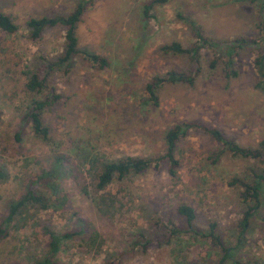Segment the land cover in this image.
Listing matches in <instances>:
<instances>
[{
  "label": "rangeland",
  "instance_id": "obj_1",
  "mask_svg": "<svg viewBox=\"0 0 264 264\" xmlns=\"http://www.w3.org/2000/svg\"><path fill=\"white\" fill-rule=\"evenodd\" d=\"M76 1L0 0V12L18 27L14 34L0 31V223L5 204L22 195L40 171H47L55 155L65 156L68 168L60 180V208L29 211L26 225L10 228L0 241V264L35 261L46 244L42 227L72 231L77 219L93 227L96 239L90 247L84 241H62L56 255L62 264H214L216 253L207 241L186 235L165 244L163 227L169 221L179 224L174 207L183 203L194 209L196 229L215 223L222 239L234 244L233 225L243 204L238 187L228 183L255 165L221 153L208 135L190 129L176 145L179 165L170 177L160 159L165 152L163 137L174 124L189 122L216 128L244 147L264 140V93L254 88L250 46L233 57L235 77L224 76L220 60L209 69L229 42L257 38L261 21L257 1L169 0L153 6L144 17L142 7L149 0H92L76 25L77 47L104 57L108 64L99 69L79 55L68 73L50 75L49 86L63 98L41 114L51 138L43 143L29 127H20V115L30 99L41 96L26 93L23 85L41 58L60 55L63 31L48 28L30 41L24 23L33 17L66 15ZM176 14L190 18L203 38L217 45L199 51L200 71L192 86L162 84L156 90L157 105L152 106L144 93L152 77L192 70L189 59L160 51L171 42L188 47L193 41ZM89 154L96 159L95 167L125 157L159 160L154 161L157 168L114 181L95 195L86 163ZM101 196L107 209L94 206L95 197ZM250 228L239 250L242 260L264 264V224L253 219Z\"/></svg>",
  "mask_w": 264,
  "mask_h": 264
},
{
  "label": "trees",
  "instance_id": "obj_2",
  "mask_svg": "<svg viewBox=\"0 0 264 264\" xmlns=\"http://www.w3.org/2000/svg\"><path fill=\"white\" fill-rule=\"evenodd\" d=\"M169 0H149L143 4V15L148 16V11L153 6L166 4ZM241 1V0H240ZM249 3H256L259 9V19L256 25L257 38L244 39L237 38L225 46L223 55L211 60L209 69H214L216 62L220 60L222 72L225 77H235L236 73L232 70L233 57L237 51L250 46L254 52L253 67L256 74V83L254 88L264 93V0H247ZM92 0H77L73 9L66 15L40 16L29 18L24 26L27 30V38L35 41L40 38L44 30L52 27H60L63 31V44L60 55L45 59L41 58V65L34 71L28 73L23 85L24 91L31 96L38 98L30 99L29 105L20 115V127H29L33 137L38 138L43 143H49V129L41 119L43 110L62 100L63 97L54 93V89L49 86L48 79L55 71H61L66 74L72 67L73 58L82 55L91 65L103 69L107 66V60L99 55L80 51L77 47L76 25L80 21L82 14ZM178 20L185 24L191 33L193 41L188 47H183L180 43L171 42L160 47L163 54L181 56L189 59L192 70L186 74L176 71H168L163 76L152 77L144 86L146 102L152 106L157 105L156 90L167 83H182L192 86L195 78L200 71L199 51L204 47H214L217 43L210 42L203 38L196 24L188 17L176 14ZM17 25L13 19L0 12V31L5 34H14L17 32ZM65 99V98H64ZM201 130L209 136L222 152L233 158L241 159L255 166L246 168V175L240 178H232L228 185L237 186L239 189V198L243 204L238 219L234 222V244L222 237L216 232V224L208 223L205 230H198L194 226V209L186 204L179 203L174 207L175 215L180 219L179 224L168 222L164 226L167 235L165 244L173 239H179L182 236L192 235L208 242L209 246L215 250L216 258L214 264H250L247 260H242L240 247L246 244V237L250 234L251 221L260 219L264 224V213H261L264 206V140L257 143L255 147L240 146L234 141L225 138L221 132L213 127L189 122H179L169 128L163 137L165 152L160 158L167 164L166 172L170 177L175 175L178 168V161L175 158L174 151L178 141L185 136L188 130ZM15 140L20 141V133H15ZM218 157L215 155L214 160ZM65 156L55 155L51 166L47 171H40L38 175L27 184L25 191L17 198L9 200L5 204V217L0 223V241L7 237V231L18 226L19 228L27 224L26 214L29 211L46 212L60 208V180L66 176L68 168ZM159 159L150 160L143 158L125 157L115 161L101 162L99 166H94L96 161L93 155L89 154L86 160L90 170H92L93 186L92 192L96 195L103 192L112 182H120L129 176L140 175L152 166L157 168L156 162ZM156 161V162H154ZM154 162V163H153ZM72 172V170H71ZM3 173L0 170V179ZM88 195V193H86ZM103 196L95 197L94 206L97 209L108 208L104 206ZM109 206V204H108ZM43 235L46 237V244L42 256L31 263L26 264H62L57 261L56 255L62 241L77 240L87 247L96 239V231L90 224L81 219L75 221V229L72 231L56 232L46 226L42 227ZM87 238V240H86ZM144 248V246H143ZM186 264H198L191 261Z\"/></svg>",
  "mask_w": 264,
  "mask_h": 264
}]
</instances>
